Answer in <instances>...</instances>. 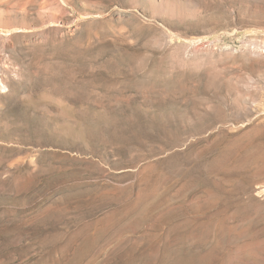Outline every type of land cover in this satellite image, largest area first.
Here are the masks:
<instances>
[{
	"label": "rangeland",
	"instance_id": "rangeland-1",
	"mask_svg": "<svg viewBox=\"0 0 264 264\" xmlns=\"http://www.w3.org/2000/svg\"><path fill=\"white\" fill-rule=\"evenodd\" d=\"M0 264H264V0H0Z\"/></svg>",
	"mask_w": 264,
	"mask_h": 264
}]
</instances>
